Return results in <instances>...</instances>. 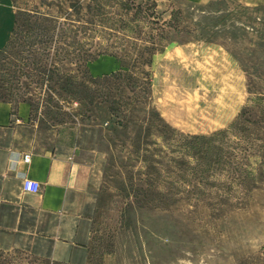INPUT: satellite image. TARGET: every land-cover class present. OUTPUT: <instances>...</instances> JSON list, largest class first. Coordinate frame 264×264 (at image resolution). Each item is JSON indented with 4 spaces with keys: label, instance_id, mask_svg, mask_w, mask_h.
<instances>
[{
    "label": "rangeland",
    "instance_id": "374dc122",
    "mask_svg": "<svg viewBox=\"0 0 264 264\" xmlns=\"http://www.w3.org/2000/svg\"><path fill=\"white\" fill-rule=\"evenodd\" d=\"M12 1L0 100L95 135L100 179L83 262L0 264H264V0ZM107 57L120 70L94 78Z\"/></svg>",
    "mask_w": 264,
    "mask_h": 264
},
{
    "label": "crops",
    "instance_id": "0c3cea01",
    "mask_svg": "<svg viewBox=\"0 0 264 264\" xmlns=\"http://www.w3.org/2000/svg\"><path fill=\"white\" fill-rule=\"evenodd\" d=\"M17 20L13 1L0 0V52ZM185 57L184 49L174 47L163 60L172 66ZM120 65L116 57L99 59L91 66L92 76H109ZM155 100L165 107L163 114L173 115L176 98L160 95ZM74 131V138L65 142L58 126L47 128L34 121L29 101L0 100V254L25 250L67 263L87 258L101 153L95 135L90 132L83 139L82 129ZM25 179L39 182L41 191L26 193Z\"/></svg>",
    "mask_w": 264,
    "mask_h": 264
},
{
    "label": "built area",
    "instance_id": "2783aa9c",
    "mask_svg": "<svg viewBox=\"0 0 264 264\" xmlns=\"http://www.w3.org/2000/svg\"><path fill=\"white\" fill-rule=\"evenodd\" d=\"M31 156L26 155L25 156V161L30 162ZM41 184L35 180L32 179H25L24 181V191L26 193H31V194H38L41 191Z\"/></svg>",
    "mask_w": 264,
    "mask_h": 264
}]
</instances>
